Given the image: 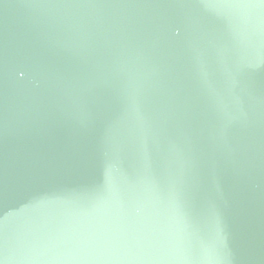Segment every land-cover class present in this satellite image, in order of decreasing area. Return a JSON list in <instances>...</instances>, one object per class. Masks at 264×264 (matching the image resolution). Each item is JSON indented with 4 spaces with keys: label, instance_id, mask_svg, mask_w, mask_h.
<instances>
[{
    "label": "water",
    "instance_id": "1",
    "mask_svg": "<svg viewBox=\"0 0 264 264\" xmlns=\"http://www.w3.org/2000/svg\"><path fill=\"white\" fill-rule=\"evenodd\" d=\"M0 264H264V2L0 0Z\"/></svg>",
    "mask_w": 264,
    "mask_h": 264
},
{
    "label": "snow or ice",
    "instance_id": "2",
    "mask_svg": "<svg viewBox=\"0 0 264 264\" xmlns=\"http://www.w3.org/2000/svg\"><path fill=\"white\" fill-rule=\"evenodd\" d=\"M261 2H264V0H261Z\"/></svg>",
    "mask_w": 264,
    "mask_h": 264
}]
</instances>
